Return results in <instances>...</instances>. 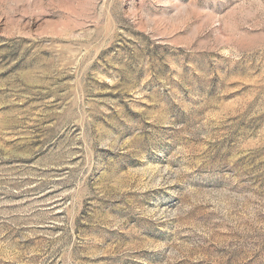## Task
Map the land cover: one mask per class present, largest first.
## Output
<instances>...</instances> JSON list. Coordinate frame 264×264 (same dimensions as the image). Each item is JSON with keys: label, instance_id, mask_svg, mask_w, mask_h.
<instances>
[{"label": "rangeland", "instance_id": "obj_1", "mask_svg": "<svg viewBox=\"0 0 264 264\" xmlns=\"http://www.w3.org/2000/svg\"><path fill=\"white\" fill-rule=\"evenodd\" d=\"M0 264H264V0H0Z\"/></svg>", "mask_w": 264, "mask_h": 264}]
</instances>
